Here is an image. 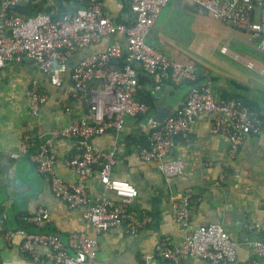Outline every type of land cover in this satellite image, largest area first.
Returning a JSON list of instances; mask_svg holds the SVG:
<instances>
[{
	"label": "crops",
	"instance_id": "0c3cea01",
	"mask_svg": "<svg viewBox=\"0 0 264 264\" xmlns=\"http://www.w3.org/2000/svg\"><path fill=\"white\" fill-rule=\"evenodd\" d=\"M170 1L174 9L168 4V12L160 15L147 39L148 45L170 60L196 66L198 74L201 71L205 78L204 83L213 87L217 97L240 96L261 117V132L247 137L237 157L231 159L227 138L211 132L214 116L203 114L191 132L176 137L175 149L170 155V159L185 162L184 175L167 178L155 164L141 160L140 147L147 146L148 136L156 126L153 117L157 108L178 109L192 87L187 83L180 87L165 85L155 91L147 84L140 89L141 97L146 92L158 96L154 113L127 118L122 131L107 132L92 141L102 151H115L112 177L132 183L139 192L126 224L98 234L82 219L79 209H71L53 195L50 182L39 174L31 157L49 139L52 130L77 120H90L87 100L94 84L77 89L71 73L79 60L103 52L111 43L110 39L77 53L68 63L69 69L60 88L53 86L32 61L5 65L0 70V264H52L47 259L35 262L21 251L20 231L55 233L65 244L72 233H85L99 242L95 264H169L154 257V248L162 238H169L172 245L182 242L184 231L174 221L172 210L173 202L188 193L195 199L190 207L191 229L220 225L238 244L240 262L258 260L244 244L261 238L253 228L264 223V51L259 50L258 41L248 31L221 21L225 26L219 25L223 41L219 43L218 56L205 61L181 52L164 37L169 18L175 11L188 13L194 19L204 18L206 11L185 0H182L184 3ZM126 7L125 0H104L105 13L116 24L128 25ZM76 8L77 2L73 0H32L14 7L13 12L23 17L54 13L59 18L73 13ZM34 80L49 97L38 116L32 114L27 98ZM26 135H31L32 142L28 152L22 154L20 147ZM53 150L56 174L68 184H76L77 174L67 162L77 156V143L55 140ZM14 154L19 157L14 159ZM88 186L91 202L95 204L102 195L96 173L88 179ZM40 208L50 214L43 227H37L32 221ZM146 218L145 226L135 233L130 232L134 223ZM8 234L10 240L6 239ZM38 251L43 255L49 252L42 247ZM183 264L207 263L191 260Z\"/></svg>",
	"mask_w": 264,
	"mask_h": 264
},
{
	"label": "built area",
	"instance_id": "2783aa9c",
	"mask_svg": "<svg viewBox=\"0 0 264 264\" xmlns=\"http://www.w3.org/2000/svg\"><path fill=\"white\" fill-rule=\"evenodd\" d=\"M27 1L32 0L0 3V70L7 64L29 60L53 86L60 88L68 63L77 53L98 45L103 39L111 41L103 52L79 60L71 73L77 89L94 84L87 100L90 120H77L52 130L49 139L31 158L39 174L50 182L53 195L71 209H79L82 219L98 234L122 227L130 219L131 207L139 192L132 183L112 177L115 151H102L92 141L107 132L122 131L127 118L154 113L149 104L135 97L139 71L158 80L155 91L167 84L181 86L197 80L196 66L170 60L147 43L170 0H125L129 7L128 25L116 24L107 16L104 0H73L77 2L76 10L59 18L54 13L23 17L13 12L14 7ZM185 1L201 7L217 20L248 31L258 41L259 50L264 51V0ZM27 98L32 114L38 116L49 97L34 80ZM203 114L214 116L211 132L227 138L231 159L237 157L247 137L259 134L262 129L261 117L243 100L221 99L210 84L202 83L192 87L185 103L163 124L152 129L147 146L140 147L141 160L155 164L167 178L184 175L185 162L170 159V155L175 149L176 137L191 132ZM55 140L77 143V156L67 162L77 174L76 184H68L56 174ZM31 142V135H26L20 147L22 154L28 152ZM18 157L19 154L13 155L14 159ZM93 173L97 174L102 190L95 204L91 202L88 186ZM194 202L190 193L173 202V218L183 229L184 237L179 245L162 238L154 248L156 259L169 264L191 260L207 264H264V223L253 228L261 238L244 244L258 260L240 262L239 246L223 227L208 224L191 229L190 207ZM49 218V211L40 208L32 221L37 227H43ZM147 221L148 218L134 223L130 232H137ZM18 234L23 236L21 251L35 262L47 259L52 264H95L100 251L98 240L81 232L72 233L68 244L55 233L20 231ZM6 239H11L10 234ZM39 247L49 252L43 255Z\"/></svg>",
	"mask_w": 264,
	"mask_h": 264
},
{
	"label": "rangeland",
	"instance_id": "374dc122",
	"mask_svg": "<svg viewBox=\"0 0 264 264\" xmlns=\"http://www.w3.org/2000/svg\"><path fill=\"white\" fill-rule=\"evenodd\" d=\"M180 1L184 3V1ZM168 7L174 9L171 1ZM168 7L162 13H167ZM197 7L202 10L201 7ZM193 8L198 10L196 7ZM203 16L204 18L194 19L188 13L179 14L175 11V14L169 18L166 25L164 37L167 42L181 52H188L198 60L209 61V58H212V56H218L220 54V45L222 43L221 41H223L221 39V26L223 23L217 21L207 12L203 13Z\"/></svg>",
	"mask_w": 264,
	"mask_h": 264
},
{
	"label": "trees",
	"instance_id": "16d2710c",
	"mask_svg": "<svg viewBox=\"0 0 264 264\" xmlns=\"http://www.w3.org/2000/svg\"><path fill=\"white\" fill-rule=\"evenodd\" d=\"M126 9H129V7H126ZM123 24H124V22H123ZM122 62H123V60H121V63ZM138 81H139V86L135 90V97L138 100L149 104L152 107L153 112H154L156 110V108H157V104H158V101H159L158 96H155L152 93L146 92L144 94L145 96L141 97V90L140 89L145 88L147 86V84L150 85L151 87H153V89H154L155 86L158 83V80L156 78H149V77L145 76L142 72L139 71ZM204 81H205V78L203 77V75L201 74V71H200L199 74H198L197 80L188 81L186 83L189 84L191 87H195L197 85H200V84L204 83ZM167 85H171V84H167ZM183 85H181V86H183ZM171 86H173V85H171ZM174 87H180V86H174ZM225 98H238V99H241V97L238 96V95H231V96L227 95ZM169 106L172 107L173 104H169Z\"/></svg>",
	"mask_w": 264,
	"mask_h": 264
},
{
	"label": "water",
	"instance_id": "95a60500",
	"mask_svg": "<svg viewBox=\"0 0 264 264\" xmlns=\"http://www.w3.org/2000/svg\"><path fill=\"white\" fill-rule=\"evenodd\" d=\"M174 111V109L168 107H158L156 110V114L153 117V122L156 125L163 124L166 119L174 113Z\"/></svg>",
	"mask_w": 264,
	"mask_h": 264
}]
</instances>
